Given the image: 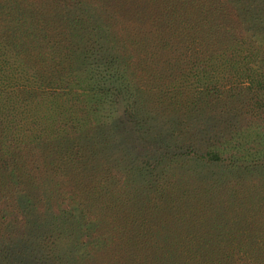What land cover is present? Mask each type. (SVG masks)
<instances>
[{"label":"trees","instance_id":"trees-1","mask_svg":"<svg viewBox=\"0 0 264 264\" xmlns=\"http://www.w3.org/2000/svg\"><path fill=\"white\" fill-rule=\"evenodd\" d=\"M0 264H264V0H0Z\"/></svg>","mask_w":264,"mask_h":264}]
</instances>
